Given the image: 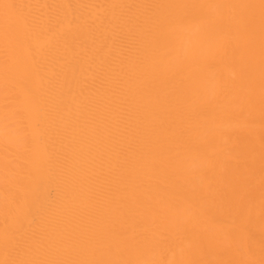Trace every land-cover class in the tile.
Here are the masks:
<instances>
[{
	"label": "bare ground",
	"instance_id": "1",
	"mask_svg": "<svg viewBox=\"0 0 264 264\" xmlns=\"http://www.w3.org/2000/svg\"><path fill=\"white\" fill-rule=\"evenodd\" d=\"M0 264H264V0H0Z\"/></svg>",
	"mask_w": 264,
	"mask_h": 264
}]
</instances>
